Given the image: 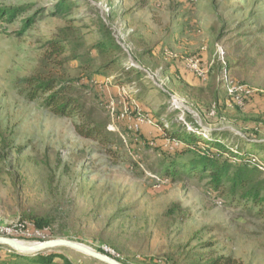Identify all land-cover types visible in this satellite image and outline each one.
<instances>
[{
  "label": "rangeland",
  "instance_id": "rangeland-1",
  "mask_svg": "<svg viewBox=\"0 0 264 264\" xmlns=\"http://www.w3.org/2000/svg\"><path fill=\"white\" fill-rule=\"evenodd\" d=\"M58 1L0 0V8H22L11 22L0 19V129L12 142L0 161V228L32 226L25 215H37L50 218L59 236L48 230L38 238L1 230L0 236L24 243L66 238L122 264H190L184 254L198 246L238 264H264L259 207L203 176L166 178L173 158L167 150L181 146L150 112L165 102L204 132L264 144V0H70V13L59 17L50 12ZM68 24L79 28L86 47L111 38L124 64L141 74L133 80L135 98L114 72L67 64L85 112L106 125L113 145L80 136L77 117L52 114L17 85L34 72L43 44ZM212 62L224 66L220 105L202 111L186 90L202 88L211 106L204 88ZM257 154L264 157V149ZM53 251L71 264H103L67 247ZM7 253L1 247L0 260Z\"/></svg>",
  "mask_w": 264,
  "mask_h": 264
},
{
  "label": "trees",
  "instance_id": "trees-1",
  "mask_svg": "<svg viewBox=\"0 0 264 264\" xmlns=\"http://www.w3.org/2000/svg\"><path fill=\"white\" fill-rule=\"evenodd\" d=\"M54 8L50 11L53 15L58 17L68 15L71 8L70 0H59ZM21 9L0 8V19L11 22ZM33 20L34 17L26 18L17 34H22ZM94 41V44L86 47V41L78 27L68 24L59 28L54 36L43 44V53L34 72L27 77L19 78L16 82L28 100L40 99L41 106L52 114L77 117L79 120L75 124V129L80 136L110 146L116 142L110 138L106 125L94 119L91 112H85L82 96L78 95V89L68 78L67 64L79 61L86 69L93 68L94 73L114 72L110 75L113 79H118L120 81L118 83L135 89V98L139 94V89L133 80L139 81L137 77L141 74L134 66L124 64L120 57L122 49L111 38L107 39L102 35ZM217 64L220 63L212 62L208 68V82L204 88L214 99L210 103L211 106L204 105L205 92L202 88L188 87L186 90L189 98L200 109L210 110L212 106L216 109L217 105H220L216 100V90L217 84L223 82L224 66L220 64L215 74L214 65ZM150 112L165 136L181 146L180 149L167 150L173 153V158L165 168L166 178L176 180L182 175L203 176L210 180V185L215 189L227 185L226 191L231 196H239L258 206L257 214L264 221V157L257 154L264 149L263 143L254 142L248 137H238L237 142H232L231 134L217 130L204 132L187 118L180 119L177 115L178 108L170 107L165 102H159ZM11 145L9 136L0 129V161L6 158ZM23 221L31 223L37 229L48 230L52 238L59 236L53 230L52 220L48 217L25 215ZM1 247H5L8 253L6 258L0 260V264H58V261L61 264H71L66 257L56 251L30 255L17 253L7 246L0 245ZM198 247L186 250L184 254L185 260L190 264H238L237 260L230 256H215L212 253L202 254L195 251Z\"/></svg>",
  "mask_w": 264,
  "mask_h": 264
},
{
  "label": "water",
  "instance_id": "water-1",
  "mask_svg": "<svg viewBox=\"0 0 264 264\" xmlns=\"http://www.w3.org/2000/svg\"><path fill=\"white\" fill-rule=\"evenodd\" d=\"M0 245L7 246L13 251L21 254H36L39 252L53 251L59 247H67L87 255L103 264H122L105 253L95 251L82 243L66 238H54L34 243H24L14 238L0 236Z\"/></svg>",
  "mask_w": 264,
  "mask_h": 264
},
{
  "label": "built area",
  "instance_id": "built-area-1",
  "mask_svg": "<svg viewBox=\"0 0 264 264\" xmlns=\"http://www.w3.org/2000/svg\"><path fill=\"white\" fill-rule=\"evenodd\" d=\"M242 95L244 96L245 92ZM136 122H137V127L140 126L141 118H137ZM175 146H177V145H175ZM0 230L4 231V232L16 231V232H18L19 236H23L24 238H31V237L38 238V237L42 236L43 233H45L44 229H37L35 226H29V225H25V224H18L17 226L0 228ZM44 240H40V241H44Z\"/></svg>",
  "mask_w": 264,
  "mask_h": 264
}]
</instances>
